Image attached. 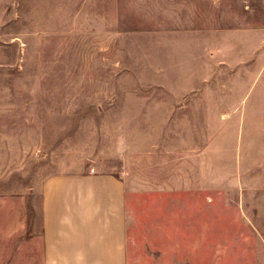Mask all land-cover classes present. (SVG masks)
Listing matches in <instances>:
<instances>
[{
  "label": "rangeland",
  "instance_id": "obj_1",
  "mask_svg": "<svg viewBox=\"0 0 264 264\" xmlns=\"http://www.w3.org/2000/svg\"><path fill=\"white\" fill-rule=\"evenodd\" d=\"M82 173L129 264H264V0H0V256Z\"/></svg>",
  "mask_w": 264,
  "mask_h": 264
},
{
  "label": "crops",
  "instance_id": "obj_2",
  "mask_svg": "<svg viewBox=\"0 0 264 264\" xmlns=\"http://www.w3.org/2000/svg\"><path fill=\"white\" fill-rule=\"evenodd\" d=\"M40 200V235L30 248L26 243L25 253L0 256V264H129L126 186L120 178L51 176L42 183Z\"/></svg>",
  "mask_w": 264,
  "mask_h": 264
}]
</instances>
